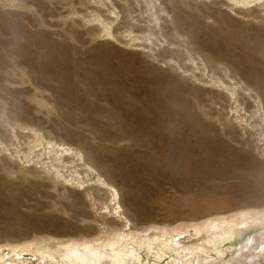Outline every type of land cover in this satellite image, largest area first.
<instances>
[{"label": "rangeland", "instance_id": "obj_1", "mask_svg": "<svg viewBox=\"0 0 264 264\" xmlns=\"http://www.w3.org/2000/svg\"><path fill=\"white\" fill-rule=\"evenodd\" d=\"M0 264H264V0H0Z\"/></svg>", "mask_w": 264, "mask_h": 264}, {"label": "bare ground", "instance_id": "obj_2", "mask_svg": "<svg viewBox=\"0 0 264 264\" xmlns=\"http://www.w3.org/2000/svg\"><path fill=\"white\" fill-rule=\"evenodd\" d=\"M227 47V46H226ZM232 88V87H231ZM238 88V87H237ZM115 198H116V193L115 192H113V200H115ZM114 202V201H113ZM198 231V230H197ZM196 231V232H197ZM184 232V231H183ZM183 232H182V234H183ZM195 232V233H196ZM199 233V232H198ZM197 233V234H198ZM218 233V232H217ZM186 235V234H185ZM216 236V235H215ZM220 236V235H219ZM218 237V236H217ZM216 237V238H217ZM212 238H214V237H212ZM207 240V239H206ZM209 241V240H208ZM212 241H213V239H212ZM71 250V249H70ZM73 251L71 250V253H72ZM92 255V253L91 252H89V251H83L82 253H77V257H79L80 259H82L83 261H86V258L87 257H89L90 258V256Z\"/></svg>", "mask_w": 264, "mask_h": 264}]
</instances>
